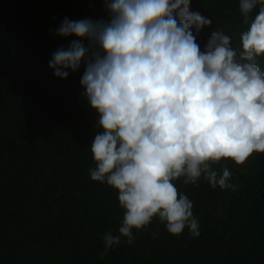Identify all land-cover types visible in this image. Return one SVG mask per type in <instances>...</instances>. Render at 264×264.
<instances>
[{"label":"trees","instance_id":"16d2710c","mask_svg":"<svg viewBox=\"0 0 264 264\" xmlns=\"http://www.w3.org/2000/svg\"><path fill=\"white\" fill-rule=\"evenodd\" d=\"M0 264H264V0H0Z\"/></svg>","mask_w":264,"mask_h":264}]
</instances>
